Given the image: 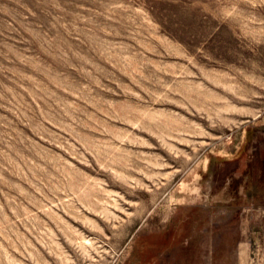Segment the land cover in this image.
I'll return each mask as SVG.
<instances>
[{
  "label": "rangeland",
  "instance_id": "rangeland-1",
  "mask_svg": "<svg viewBox=\"0 0 264 264\" xmlns=\"http://www.w3.org/2000/svg\"><path fill=\"white\" fill-rule=\"evenodd\" d=\"M0 264H264V0H0Z\"/></svg>",
  "mask_w": 264,
  "mask_h": 264
}]
</instances>
